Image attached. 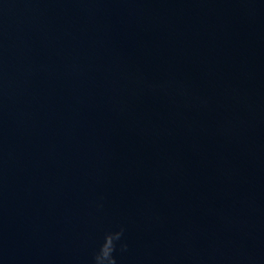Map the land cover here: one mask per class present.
Listing matches in <instances>:
<instances>
[{
  "label": "water",
  "instance_id": "95a60500",
  "mask_svg": "<svg viewBox=\"0 0 264 264\" xmlns=\"http://www.w3.org/2000/svg\"><path fill=\"white\" fill-rule=\"evenodd\" d=\"M264 264V0H0V264Z\"/></svg>",
  "mask_w": 264,
  "mask_h": 264
},
{
  "label": "clouds",
  "instance_id": "9594fccd",
  "mask_svg": "<svg viewBox=\"0 0 264 264\" xmlns=\"http://www.w3.org/2000/svg\"><path fill=\"white\" fill-rule=\"evenodd\" d=\"M124 227L120 226L115 230L104 234L102 243L93 256V264H117V257L114 253L127 251L128 244L123 240Z\"/></svg>",
  "mask_w": 264,
  "mask_h": 264
}]
</instances>
